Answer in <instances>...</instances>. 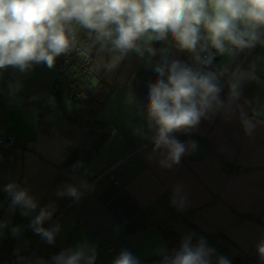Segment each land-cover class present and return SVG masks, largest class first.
Wrapping results in <instances>:
<instances>
[{"label": "crops", "instance_id": "1", "mask_svg": "<svg viewBox=\"0 0 264 264\" xmlns=\"http://www.w3.org/2000/svg\"><path fill=\"white\" fill-rule=\"evenodd\" d=\"M153 43L166 50L169 61H181L183 52L171 36ZM248 51L229 56L212 49L215 58L204 70L236 69ZM251 54L238 70L255 66V79L243 82L240 98L227 112L201 119L190 133H174L198 147L170 169L159 166L160 155L146 138L152 135L145 117L149 85L158 74L135 52L106 71L95 64L101 55L107 61L108 54L92 48L87 66L91 82L109 88L96 114L102 125L97 128L72 122L79 106L70 99L51 98L58 57L53 68L41 63L25 72L0 69V135L12 130L16 137L13 145L0 144V264H42L52 249L74 250L85 241L95 248V264H113L123 249L143 261L168 252L165 227L178 234L177 250L186 237L191 243L203 238L215 249L211 258L260 264L256 246L264 239V44L257 43ZM220 85V98L227 101L228 80L220 78ZM241 113L255 125L251 135L244 132ZM10 183L26 188L39 202L30 216L11 206L4 191ZM65 185L80 190L79 200L57 195ZM174 195L183 201L182 209L173 205ZM50 204L55 211L44 227L60 225L51 244L29 226L39 209ZM16 227L20 232L14 236Z\"/></svg>", "mask_w": 264, "mask_h": 264}, {"label": "clouds", "instance_id": "2", "mask_svg": "<svg viewBox=\"0 0 264 264\" xmlns=\"http://www.w3.org/2000/svg\"><path fill=\"white\" fill-rule=\"evenodd\" d=\"M78 28L91 33L92 47L98 53L109 56L107 61L100 56L95 64L97 70L112 71L135 52L158 74L149 85L145 117L152 135L146 138L153 144V153L160 155L159 166L170 169L198 147L195 141L178 140L174 133H190L201 119L221 110L227 112L240 98L243 82L255 79V66L230 73L227 68L204 69L215 58L212 49L215 54L231 56L257 43L264 44V0H0V69L11 66L25 72L41 63L53 68L57 57L77 49ZM169 36L178 49L194 54L199 67L169 61L165 49L159 50L160 60L153 63L158 50L152 42ZM222 76L228 77L227 101L220 98ZM132 100L130 95L129 102ZM241 122L244 132L251 135L254 123L243 113ZM4 191L11 197V206L23 210V216H30L38 208L39 202L26 188L10 183ZM57 195L79 200L81 192L74 185H65ZM172 203L178 209L183 207V201L175 195ZM54 211L51 204L41 207L29 225L49 244L60 231L59 224L44 227ZM19 232L18 227L12 229L14 236ZM256 250L260 264H264V239ZM214 254L215 249L205 239L193 245L186 237L179 250L164 255L161 264H211ZM95 260V248L87 241L53 257L54 264H95ZM113 264L140 261L123 249ZM217 264L231 261L218 256Z\"/></svg>", "mask_w": 264, "mask_h": 264}, {"label": "trees", "instance_id": "3", "mask_svg": "<svg viewBox=\"0 0 264 264\" xmlns=\"http://www.w3.org/2000/svg\"><path fill=\"white\" fill-rule=\"evenodd\" d=\"M77 43L80 44L84 49H86L90 54L92 51V36L91 33L86 30L79 29L77 31ZM152 46L157 49V58L160 60V48L153 43ZM252 54L247 58L245 64L249 63ZM67 73H59L56 81V85L53 89L51 98H67L76 103L79 106L78 111L71 117L72 122L75 124L85 127V128H97L102 126L96 121V114L99 108L102 106L104 99L109 93V88L101 81L93 84L91 82V73L88 70V65H84L81 62H75ZM83 94L84 98L81 100L75 99L73 97ZM164 233V238L168 244V252L160 254L149 259L140 261V264H159L161 263L164 255H172L179 247V237L178 234L170 227H165L162 229ZM1 233V228H0ZM3 240L0 236V246ZM197 240L192 243L197 244ZM61 253L60 250L52 249L47 255V257H55ZM211 264H217V260L211 258Z\"/></svg>", "mask_w": 264, "mask_h": 264}, {"label": "built area", "instance_id": "4", "mask_svg": "<svg viewBox=\"0 0 264 264\" xmlns=\"http://www.w3.org/2000/svg\"><path fill=\"white\" fill-rule=\"evenodd\" d=\"M77 31H78V29H77ZM261 33H262V35H264V29H261ZM76 34H77V32H76ZM255 46L250 48L248 52L253 51ZM182 52L183 53H182L181 62L184 63L185 65L194 67V65L196 64V62L194 60V54L190 53L188 51H182ZM202 55H204V54H202ZM90 59H91V54L86 49H84L80 44L77 43V49L76 50H73L72 52H70L67 55H61L58 57L59 73H65V72L67 73L75 62H81L84 65H88ZM244 61L245 60H243L242 63H244ZM242 63L239 64L236 69H229L228 70L229 73L232 71L238 70L240 68V66L242 65ZM221 80L227 81L228 77L222 76ZM82 98H84V95L80 94V95L73 97V100H75V99L81 100ZM15 142H16V137H15V134L12 130H8V132L6 134L0 135V144H2V145H13ZM42 264H54V261L51 257L48 256V257H45L43 259Z\"/></svg>", "mask_w": 264, "mask_h": 264}, {"label": "water", "instance_id": "5", "mask_svg": "<svg viewBox=\"0 0 264 264\" xmlns=\"http://www.w3.org/2000/svg\"><path fill=\"white\" fill-rule=\"evenodd\" d=\"M251 52H253V51H250V52H248V53H247V55H246V58H245V59H247V58L249 57V55L251 54Z\"/></svg>", "mask_w": 264, "mask_h": 264}]
</instances>
